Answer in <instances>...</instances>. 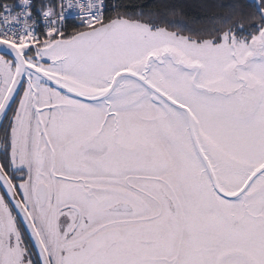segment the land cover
Listing matches in <instances>:
<instances>
[{"label":"snow or ice","instance_id":"1","mask_svg":"<svg viewBox=\"0 0 264 264\" xmlns=\"http://www.w3.org/2000/svg\"><path fill=\"white\" fill-rule=\"evenodd\" d=\"M153 15L0 2V264H264V0Z\"/></svg>","mask_w":264,"mask_h":264},{"label":"trees","instance_id":"2","mask_svg":"<svg viewBox=\"0 0 264 264\" xmlns=\"http://www.w3.org/2000/svg\"><path fill=\"white\" fill-rule=\"evenodd\" d=\"M0 2L15 4L17 0H0ZM40 2L41 0H35L37 4ZM131 2L143 6L145 13L149 11L154 13L150 18L158 23L187 26L194 30L211 27L214 18L225 16L232 4H243L246 10H250L253 4V0H131Z\"/></svg>","mask_w":264,"mask_h":264},{"label":"built area","instance_id":"3","mask_svg":"<svg viewBox=\"0 0 264 264\" xmlns=\"http://www.w3.org/2000/svg\"><path fill=\"white\" fill-rule=\"evenodd\" d=\"M34 3H35V0H34Z\"/></svg>","mask_w":264,"mask_h":264}]
</instances>
